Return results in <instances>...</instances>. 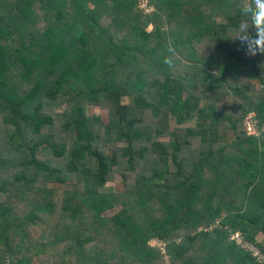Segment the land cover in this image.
Segmentation results:
<instances>
[{
    "label": "trees",
    "instance_id": "1",
    "mask_svg": "<svg viewBox=\"0 0 264 264\" xmlns=\"http://www.w3.org/2000/svg\"><path fill=\"white\" fill-rule=\"evenodd\" d=\"M245 2L0 0V264H262L231 241L264 256V131L243 128L250 112L264 127V55L235 38ZM117 175L126 192H103Z\"/></svg>",
    "mask_w": 264,
    "mask_h": 264
},
{
    "label": "rangeland",
    "instance_id": "2",
    "mask_svg": "<svg viewBox=\"0 0 264 264\" xmlns=\"http://www.w3.org/2000/svg\"><path fill=\"white\" fill-rule=\"evenodd\" d=\"M248 2H249V0H246L245 3H248ZM150 30H151V28H150ZM243 54L247 58L254 57V56H249L246 51L243 52ZM183 68H185V67H183ZM251 83L254 84L255 88H256V90H254L253 94L261 95L262 94L261 92L263 90L261 82L259 80L254 79V80L251 81ZM236 97L237 96L231 95V96H228L226 98V100L220 106L222 115H225V116H232L233 115L234 104L237 103V101H238ZM122 103H124L126 105H130V104L134 103V99L132 97H127L126 96V97L122 98ZM87 114H88V116H91V117L92 116H98V117H100V119L103 122H105V123L108 122V111L107 110H103V109H100L99 107H95V106H89L87 108ZM196 125H197V120H195V119H193L191 121H188L187 123H185L183 125H178L174 117H171V120H170V129L172 131H175V130H178V129H182V128H186V127H195ZM263 131H264V127H263ZM263 133H260L261 136L263 135ZM234 138L235 137H234L233 132H228V134H227L228 142L234 140ZM169 168H170L171 171H175V166H174L173 163H170ZM51 187L60 188L61 186L57 185V184H51ZM62 187L65 188V189L77 188V189H79L81 191L83 189L82 184H75V182L67 183V184H65ZM104 191L105 192L119 193V194L125 193L126 192V186H125V184L123 182V178L120 175L115 176V178L112 181L107 183L106 187L103 189V192ZM120 209H121V206H116L114 209H111V210L107 211L106 213H104V215L105 216H113L117 212H119ZM257 242H258V244H260V245H262L264 247V235H259L258 238H257ZM158 244H159V241L157 239L156 240H152L150 242V245H152V246L159 247ZM39 263H40V261L36 259V261L33 264H39Z\"/></svg>",
    "mask_w": 264,
    "mask_h": 264
},
{
    "label": "clouds",
    "instance_id": "3",
    "mask_svg": "<svg viewBox=\"0 0 264 264\" xmlns=\"http://www.w3.org/2000/svg\"><path fill=\"white\" fill-rule=\"evenodd\" d=\"M241 15L243 19L236 29L235 38L245 46L249 56L264 55V0H249L248 3L242 4ZM167 53L163 63L172 68L174 49L168 47Z\"/></svg>",
    "mask_w": 264,
    "mask_h": 264
},
{
    "label": "built area",
    "instance_id": "4",
    "mask_svg": "<svg viewBox=\"0 0 264 264\" xmlns=\"http://www.w3.org/2000/svg\"><path fill=\"white\" fill-rule=\"evenodd\" d=\"M138 3L139 9L145 15H151L156 11V8L152 5L151 0H136ZM243 127L246 135L248 136H257L259 137L263 131L258 125V120L256 119V114L250 112L243 121ZM232 242H235L239 247H241L244 251L252 254L254 258H257L260 263L264 264V256L261 255L260 251L246 243L243 236L241 234H236L231 238ZM159 247L162 249L163 253H165V244L159 241Z\"/></svg>",
    "mask_w": 264,
    "mask_h": 264
}]
</instances>
